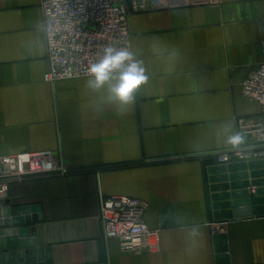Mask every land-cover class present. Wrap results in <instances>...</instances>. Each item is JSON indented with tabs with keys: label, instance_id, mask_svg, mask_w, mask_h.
<instances>
[{
	"label": "crops",
	"instance_id": "1",
	"mask_svg": "<svg viewBox=\"0 0 264 264\" xmlns=\"http://www.w3.org/2000/svg\"><path fill=\"white\" fill-rule=\"evenodd\" d=\"M125 2L148 80L118 111L105 90L87 87L90 77L45 82L41 0H0V155L50 151L66 168L15 183L5 198L41 206L42 219L29 225L37 237L28 238L50 248V264H220L217 234L227 236V264H264V215L213 219L205 179L207 154L254 144L251 125L264 117L242 91L263 59L264 0L162 9L146 0L139 10ZM237 133L241 144L226 143ZM100 195L147 202L161 250L105 239ZM212 222L222 227L215 234ZM46 257L37 254V264Z\"/></svg>",
	"mask_w": 264,
	"mask_h": 264
},
{
	"label": "built area",
	"instance_id": "2",
	"mask_svg": "<svg viewBox=\"0 0 264 264\" xmlns=\"http://www.w3.org/2000/svg\"><path fill=\"white\" fill-rule=\"evenodd\" d=\"M146 1V0H144ZM133 0L135 9L145 4ZM152 8L177 5H219L222 0H149ZM43 30L48 49L49 68L44 81L89 77V68L98 62L104 48L127 49L132 52L129 9L125 0H41ZM263 59L242 81L243 95L259 102L264 116V38ZM244 127H247L246 125ZM255 143L207 154L212 161L264 159V117L251 125ZM66 172L50 151H21L0 155V199L5 198L15 183L32 178ZM148 203L128 195H100L99 217L105 239L117 238L126 251L159 252L161 231L150 227L144 219ZM222 229L211 223L215 234Z\"/></svg>",
	"mask_w": 264,
	"mask_h": 264
},
{
	"label": "water",
	"instance_id": "3",
	"mask_svg": "<svg viewBox=\"0 0 264 264\" xmlns=\"http://www.w3.org/2000/svg\"><path fill=\"white\" fill-rule=\"evenodd\" d=\"M205 179L213 219L227 222L264 215V159L208 161ZM250 186L255 189L248 190ZM40 210V205L15 206L10 198L0 199V264H37V254L42 260L45 252L46 263L39 264L51 263L50 248L39 246L38 238H28L30 233L37 237V226L29 225L42 219ZM214 240L220 264L229 263L226 234H217Z\"/></svg>",
	"mask_w": 264,
	"mask_h": 264
},
{
	"label": "clouds",
	"instance_id": "4",
	"mask_svg": "<svg viewBox=\"0 0 264 264\" xmlns=\"http://www.w3.org/2000/svg\"><path fill=\"white\" fill-rule=\"evenodd\" d=\"M89 77L87 87L95 92L105 90V101L118 111L134 100V93L148 80L143 61L127 49L113 47L104 48L102 58L90 66ZM243 140L237 133L229 136L226 143L236 146Z\"/></svg>",
	"mask_w": 264,
	"mask_h": 264
}]
</instances>
